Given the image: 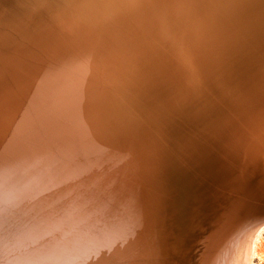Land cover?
Masks as SVG:
<instances>
[{
    "label": "bare ground",
    "instance_id": "obj_1",
    "mask_svg": "<svg viewBox=\"0 0 264 264\" xmlns=\"http://www.w3.org/2000/svg\"><path fill=\"white\" fill-rule=\"evenodd\" d=\"M263 228L264 0H0V264H253Z\"/></svg>",
    "mask_w": 264,
    "mask_h": 264
},
{
    "label": "rangeland",
    "instance_id": "obj_2",
    "mask_svg": "<svg viewBox=\"0 0 264 264\" xmlns=\"http://www.w3.org/2000/svg\"><path fill=\"white\" fill-rule=\"evenodd\" d=\"M259 246L257 247V250H258L257 254H255V257L253 258V264H264V256H262V255H264V228L261 232V240L259 242ZM260 256H262V257H260Z\"/></svg>",
    "mask_w": 264,
    "mask_h": 264
}]
</instances>
